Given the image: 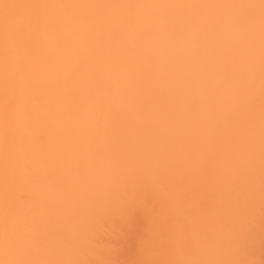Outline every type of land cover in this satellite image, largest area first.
Returning <instances> with one entry per match:
<instances>
[{
    "label": "clouds",
    "instance_id": "1",
    "mask_svg": "<svg viewBox=\"0 0 264 264\" xmlns=\"http://www.w3.org/2000/svg\"><path fill=\"white\" fill-rule=\"evenodd\" d=\"M0 264H264V0H0Z\"/></svg>",
    "mask_w": 264,
    "mask_h": 264
}]
</instances>
